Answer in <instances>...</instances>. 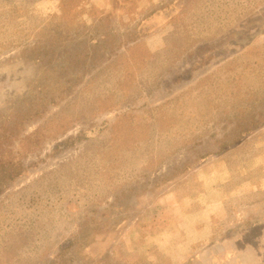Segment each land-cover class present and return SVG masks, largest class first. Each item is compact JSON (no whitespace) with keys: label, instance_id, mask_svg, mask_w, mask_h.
I'll use <instances>...</instances> for the list:
<instances>
[{"label":"rangeland","instance_id":"1","mask_svg":"<svg viewBox=\"0 0 264 264\" xmlns=\"http://www.w3.org/2000/svg\"><path fill=\"white\" fill-rule=\"evenodd\" d=\"M0 264H264V0H0Z\"/></svg>","mask_w":264,"mask_h":264},{"label":"crops","instance_id":"2","mask_svg":"<svg viewBox=\"0 0 264 264\" xmlns=\"http://www.w3.org/2000/svg\"><path fill=\"white\" fill-rule=\"evenodd\" d=\"M194 231L193 235H190L188 240L186 241V245L195 246L201 242L206 236L209 235L211 229H203L201 231H197L196 227L192 229Z\"/></svg>","mask_w":264,"mask_h":264}]
</instances>
